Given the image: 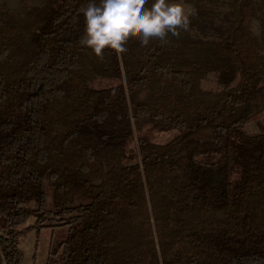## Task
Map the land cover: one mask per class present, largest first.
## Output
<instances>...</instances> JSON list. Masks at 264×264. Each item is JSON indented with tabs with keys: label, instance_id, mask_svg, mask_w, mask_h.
<instances>
[{
	"label": "trees",
	"instance_id": "trees-1",
	"mask_svg": "<svg viewBox=\"0 0 264 264\" xmlns=\"http://www.w3.org/2000/svg\"><path fill=\"white\" fill-rule=\"evenodd\" d=\"M176 1L189 31L100 58L79 43L89 0H0L6 264L43 228L64 231L44 264H264V131L243 129L264 110V0Z\"/></svg>",
	"mask_w": 264,
	"mask_h": 264
},
{
	"label": "clouds",
	"instance_id": "clouds-1",
	"mask_svg": "<svg viewBox=\"0 0 264 264\" xmlns=\"http://www.w3.org/2000/svg\"><path fill=\"white\" fill-rule=\"evenodd\" d=\"M79 11L84 17L79 43L100 58L106 49L126 53L130 38L144 46L153 40L167 44L170 36L190 30L189 17L196 14L194 9L186 14L181 4L169 0H153L150 6L148 0H89Z\"/></svg>",
	"mask_w": 264,
	"mask_h": 264
},
{
	"label": "rangeland",
	"instance_id": "rangeland-1",
	"mask_svg": "<svg viewBox=\"0 0 264 264\" xmlns=\"http://www.w3.org/2000/svg\"><path fill=\"white\" fill-rule=\"evenodd\" d=\"M174 3L181 4L185 8L186 14L193 9V4L191 2L176 1ZM6 6L9 10L19 14H22L24 11L20 0H6ZM204 85L205 87L214 86L213 77L211 75L209 79L204 82ZM175 134V130L154 132L151 134V139L157 143L166 142ZM63 234V229L59 228H43L39 231L35 229L27 230L19 241V264H44L50 242L58 241Z\"/></svg>",
	"mask_w": 264,
	"mask_h": 264
},
{
	"label": "crops",
	"instance_id": "crops-1",
	"mask_svg": "<svg viewBox=\"0 0 264 264\" xmlns=\"http://www.w3.org/2000/svg\"><path fill=\"white\" fill-rule=\"evenodd\" d=\"M243 129L248 134H254L259 131H264V110H262V113L257 118H254L246 123Z\"/></svg>",
	"mask_w": 264,
	"mask_h": 264
},
{
	"label": "water",
	"instance_id": "water-1",
	"mask_svg": "<svg viewBox=\"0 0 264 264\" xmlns=\"http://www.w3.org/2000/svg\"><path fill=\"white\" fill-rule=\"evenodd\" d=\"M0 260H1V262H2L3 264H6V262H5V259H4V256H3V254H2V251H1V249H0Z\"/></svg>",
	"mask_w": 264,
	"mask_h": 264
}]
</instances>
